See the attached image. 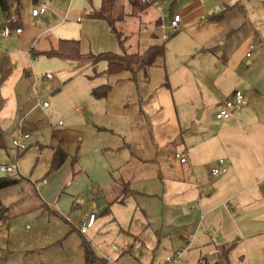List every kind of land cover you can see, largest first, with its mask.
Masks as SVG:
<instances>
[{
	"label": "crops",
	"instance_id": "obj_1",
	"mask_svg": "<svg viewBox=\"0 0 264 264\" xmlns=\"http://www.w3.org/2000/svg\"><path fill=\"white\" fill-rule=\"evenodd\" d=\"M156 1L162 6L161 11L149 2L121 0L125 6L126 16L121 15L113 19V22L115 25L117 21L132 19L137 25L138 29L135 31L137 39L132 44L136 50L130 53L142 52L150 44H163L165 52L166 39L169 36L164 40L161 38L166 30H162L160 25H167L173 14H180V29L170 36L182 33L178 37L179 40L174 42L180 43L184 52L177 55L173 68L168 72L166 66L158 63V60L146 70V73L139 75V71L135 80L131 78L129 71L107 74L111 76V84H107L110 85V91L103 98H94L91 89V96L101 102L104 108L109 107L108 110L105 109L106 113L110 112L114 116H121L115 112L122 106L118 99L127 93L123 97L126 102L130 97V89L136 91L142 102L141 112H146L153 124V135L158 147L163 146L165 149L169 144L172 145L170 150L172 153L165 154L163 161L161 160L165 175H168V187L163 174L159 173L158 176L164 187L163 193L179 194L174 206L176 213L170 212L165 215V226L168 230L165 236L169 238L167 245L171 249L168 254L164 252L157 256L154 254L153 260L158 259L157 264H165L168 256L185 248L190 241L178 264L209 262L221 264L219 254L222 252H226V264H264V0ZM39 2L46 3V11L37 16L31 15V9L38 6ZM103 3L104 0H8L7 14L0 7V28L5 18L10 15L16 16L18 20L11 28L17 26L22 28L20 33L12 30L8 37L0 36V148H5L3 132L12 126L14 118L13 114L10 115L8 110L4 109L8 99L12 100L13 106L18 107L22 93L25 92L23 86L30 85L35 93L38 84H41V88L43 86L53 90L52 81L55 75L52 73L53 78L46 80L42 75L48 72H35L40 62L44 61L41 70L58 69L60 79H56L61 84L69 77L68 75L75 72V67L81 64L74 59L49 57L43 53L55 49L61 40L82 38V26L91 20L102 23L105 29L111 32L106 20L88 16L90 13L100 11ZM142 26L147 27L146 33H139ZM141 36L147 38L141 40ZM250 44L253 47L250 55L246 56ZM140 47L143 50H139ZM104 70L98 74L105 75ZM188 84L190 87L196 86V92L198 86L203 88L204 91L200 92L201 98L203 94H207L205 96L207 101H199L195 105L196 108L203 106L196 118L203 117L206 107L214 109V116L209 119L207 115L205 122L197 126L195 131L185 133L187 130L183 132L182 127L186 128L187 119L185 114L184 117L183 114L179 116L171 88L174 87L181 94ZM56 88L58 91L59 87ZM236 89L243 91L244 103L231 117L217 119L215 113L221 102L231 97ZM111 97L117 104L109 102ZM44 102L46 101H42V104ZM42 104L36 102L32 105L30 101L25 102L22 109H19L24 119H20L15 125L18 127L17 130L15 126L13 127L12 138L19 131L29 133L25 142L30 147L19 152L11 143L17 157L15 156V161L7 160L5 163L17 162V171L8 176L15 177L18 181L10 186L26 181L35 193L37 192V197L30 198L25 194L15 200L16 203L30 205L18 208L16 222L12 225L16 231L15 236L19 238L17 247L19 253L16 249L8 250L11 226L6 223L11 222L9 220L11 217L8 214V206L0 199V204L5 208L0 217V259L4 260V264H70L57 260L56 254L50 255L52 258L46 261L33 257V254L54 249L76 231L81 237L79 241L81 264H86L87 249L92 253V257L105 264L116 263L118 257L125 251L120 243L109 240V248L105 250L103 244L106 242L103 241L102 251L98 255L90 249L91 244L85 238L89 229L93 228L99 219L94 209H90L74 222L70 217L73 208L67 209L66 205H60V197L57 203L51 201L54 197L53 191L57 192V188L54 187L49 192L40 191L39 187L47 184L46 178L32 181L29 178L24 179L20 174L18 158L21 155L33 149L37 157L43 156L44 146L39 137H33L30 132L32 127L33 129L40 127V121L37 120L34 126L32 120H26L37 106L41 110L49 107L48 104L46 106ZM120 116L115 118L118 122H123L124 118ZM4 122L8 123L7 127L3 125L6 124ZM100 129L114 132L105 127ZM124 143L123 141L122 144ZM33 146H37L41 154ZM49 147L50 161L47 173L54 171L50 170V166L55 149H61L66 155L63 163L55 170L57 172L69 157L62 143L59 145L53 143ZM175 152H185L186 161L180 162L174 156ZM220 158L224 160L227 171L213 176L210 170L218 166L217 161ZM105 182L104 179L99 184L102 187L93 184L90 196H96L94 191L97 190L98 196H102L108 205L123 203L129 195L136 193L126 180L117 183L119 189L116 195L115 191L108 193ZM23 188H20L21 192H25ZM90 203L95 207L94 201ZM188 203L190 207L186 209ZM66 212L68 216L64 217ZM90 213L95 215L93 225L81 233L79 226ZM50 217L59 218L60 224ZM192 217L196 221L193 223L189 221L186 226L184 219ZM114 220L112 218V221ZM54 225L57 227L64 225L66 228L56 231L57 227ZM199 226L205 230L199 229ZM156 234L162 236L159 232ZM27 235L33 238L32 247L21 245L26 241ZM116 236L119 237L118 234ZM41 237L43 240L40 243ZM128 252L130 255V251ZM210 252L214 253L210 256ZM130 257L133 258V255L129 256V262ZM153 260H144L143 263L153 264Z\"/></svg>",
	"mask_w": 264,
	"mask_h": 264
},
{
	"label": "rangeland",
	"instance_id": "obj_2",
	"mask_svg": "<svg viewBox=\"0 0 264 264\" xmlns=\"http://www.w3.org/2000/svg\"><path fill=\"white\" fill-rule=\"evenodd\" d=\"M103 4L104 14L114 19L121 17V15L126 16L125 6L121 0H104ZM122 21H117L115 25L125 35L124 49L120 48L115 36L109 29L106 30L102 23L91 20L82 26V38L74 39L80 42V52L82 54H98L109 51L119 53L123 50L127 52L136 50L133 49L134 45L132 44L137 39L135 31L138 27L132 19ZM180 34L182 33L179 32L173 36L169 35L166 39L167 48H165L164 58L159 59L158 62L162 63V65L164 64L168 72L176 63L177 55L184 52V48L180 43L174 42L179 40ZM142 38L147 37L141 36V40ZM141 47L139 50H143ZM43 62H40V66L37 67L35 72L53 73L55 75V79L52 81L54 84H51L53 90H50L49 87L45 88L42 86L41 88V84H38L35 88V93L30 85L28 87L22 85L25 92L22 93L20 105L15 107L12 105V100L8 99L4 109L6 108L10 115L13 114L14 118L12 126L4 129L5 131L3 132L5 148H0V163H5L7 160H16L17 156L11 146V138L14 134L12 132L13 127L23 118L19 109H22L24 103L28 101L32 105L36 102L41 105L42 101H46L49 107L41 110L37 106L31 116L28 119L26 118V120H32L34 126H36L37 120L40 121V127L38 126L36 129L32 127L30 132H32L33 137L38 136L39 141L44 146L43 156L37 157L33 149L21 155L18 158L21 176L32 181H40L46 178L47 184L39 187L40 191L46 190L49 192L52 191V188H57V192L53 191L54 197L52 196L51 201L57 203L60 197V205H66L65 208L67 209L73 208L74 211L70 214V217L74 222H77L78 217L88 213L90 209H94L99 219L96 225L89 229L85 237L91 244L89 245L90 249L99 255L100 251H102L103 241L106 242L103 246L107 250L109 248L108 241L115 240L125 250L118 257L116 263L110 262V264H144V260H153L154 254L156 256L160 252L168 254L171 248L167 245V243L169 244V238L165 236L168 231L165 226V215L170 212L176 213L174 206L179 194L163 193L164 187L158 176L159 173L163 174L164 182L168 187V175H165L162 159L165 154L169 155L172 153L170 152L172 145L169 144L165 149L162 148L163 146L158 147V142L153 135V124L147 113L141 112L142 102L136 91L130 89V97L126 102H124L123 97L127 93L118 99L122 106L115 112L121 114V116H116L124 118L123 122H118L114 114L106 113L105 109L108 110L109 107L104 108L101 102L91 96L92 87L101 84H111L110 75L98 74V72L106 68L104 61L98 62L95 68L91 66L89 61H82L81 64L75 67L76 70L73 74L68 75V78L66 76V79L63 78L65 79L63 84L57 80L58 78L60 79L58 69L41 70ZM162 72L164 71L162 70ZM140 73L143 74L144 71H140L139 75ZM56 87H59L58 91ZM197 89L196 92V86L190 87L188 84L180 94V91H177L174 87L171 88L179 116L183 114L184 117L185 114V119H187L185 120V123H187L186 128L182 127L183 132H185V129L187 130L185 133H189L191 130L195 131L197 126H201L205 122L207 115L209 119L214 116V109L210 110L206 107L203 117L196 118L198 111L203 106L200 105L196 108L195 105L199 101H207L205 97L207 94H203L202 98L200 95V92L204 91L203 88L198 86ZM109 102L117 104V101L112 99V97ZM7 122L3 124L5 127H7ZM102 127L112 129L114 132L101 130L100 128ZM17 129L18 127L16 128L15 126V130ZM20 129L23 130V128ZM123 141L125 142L124 144H122ZM53 143L54 145L62 143L69 158L57 172L54 170L52 173H47L50 161L49 145ZM116 149L119 150L116 151ZM6 175L9 174L0 172V177ZM113 177L116 180H113ZM104 179L105 183H107L106 191L108 193L115 191L114 195H116L119 189L117 183L121 180L128 181L130 187L135 189L136 193L129 195L123 203L108 205L102 196H98L97 190L94 191L96 196H90L93 184L99 185ZM99 186L102 187V185ZM22 187H24L25 192H21ZM100 191L102 192L103 190ZM36 193L26 181L0 191L1 202L8 206V214L11 217L9 219L11 222L6 223V225L9 224L11 226L8 250L16 249L19 253V249H17L19 238L15 236L16 231L12 228V225L16 222L18 208L30 206L22 202L16 203L15 200L25 194L30 198H36ZM91 201L96 203L95 207L91 206ZM189 207V203L186 204L185 208L188 209ZM106 209L108 212L105 213ZM44 214L46 222L47 212ZM64 215V217L68 216V212ZM50 218L60 224L59 218ZM112 218L115 220L112 221ZM73 221L71 223H74ZM189 221L193 223L196 219L194 217L185 218L184 224L187 226ZM54 226L57 227V225ZM60 228L62 230L66 226L61 225L55 230L57 231ZM124 231L127 232L125 233ZM73 232L54 249L33 254V257L46 261L52 258L50 255L56 254L58 256L57 260L70 264H81L79 261L81 254L79 241H81V237L76 231ZM158 232L162 236L157 235L156 233ZM52 233H55V231H52ZM117 234L119 237L116 236ZM25 239L26 241L21 243V245L23 247H32L33 243L31 240L33 238L27 235ZM42 240V237L39 238L40 243ZM128 251H130V255ZM131 255H133V258L130 257L129 262L128 258ZM135 258L139 261L135 260ZM153 261V264L159 262L158 259ZM0 264H4V260L0 259ZM207 264H210V262Z\"/></svg>",
	"mask_w": 264,
	"mask_h": 264
},
{
	"label": "trees",
	"instance_id": "obj_3",
	"mask_svg": "<svg viewBox=\"0 0 264 264\" xmlns=\"http://www.w3.org/2000/svg\"><path fill=\"white\" fill-rule=\"evenodd\" d=\"M19 1V0H17ZM36 1V0H33ZM136 1V0H135ZM140 1V0H139ZM0 7L7 14L9 10L8 0H0ZM5 14V15H6ZM218 15L221 16V13ZM88 16L93 18H102L106 20L111 28V32L115 35L116 40L120 48H124L123 44L125 41V36L123 33L117 29L114 25V18L109 15L104 14V4L102 9L98 12L90 13ZM217 17V16H216ZM215 18V16H213ZM219 19V17L215 18ZM113 22V23H112ZM79 40L74 39H64L61 40L55 49L44 52L43 54L49 57L56 56L65 59H74L81 63L84 60H89L91 66L95 68V65L100 61L106 62V69L104 72L106 74H116L122 71H129L131 73V78L136 79L137 73L139 71H146L147 68L154 65L159 59H163L164 45L163 44H150L142 52H103L98 54L86 53L82 54L80 52ZM147 78V76H145ZM110 91V85L103 84L101 86L92 88V95L94 98H103L107 96ZM1 143V135H0ZM1 146V144H0ZM66 155L61 149H55L51 160L50 170H56L65 160ZM17 178L12 176L0 177V189L13 185L17 182ZM5 212V208L0 204V217ZM88 250V249H87ZM85 252L86 264H105L99 259L92 257V253L88 250ZM221 264H226V252L219 254Z\"/></svg>",
	"mask_w": 264,
	"mask_h": 264
},
{
	"label": "built area",
	"instance_id": "obj_4",
	"mask_svg": "<svg viewBox=\"0 0 264 264\" xmlns=\"http://www.w3.org/2000/svg\"><path fill=\"white\" fill-rule=\"evenodd\" d=\"M142 2H149L152 5H154L158 11L162 10V6L160 5L159 2L156 0H141ZM47 5L44 2H39L38 6L34 7L31 9V15L37 16L39 14H42L46 11ZM17 17L10 15L2 23V26L0 28V36L2 37H8L12 30L15 33H20L22 28L20 26H17L15 28H11L12 24L17 23ZM180 21H181V16L178 13L173 14V16L170 18L169 23L166 24H161L160 28L162 30H166L161 35V38L164 40L166 39L170 34H173L177 32L180 29ZM147 27L142 26V28L139 30V33H146L147 32ZM253 45H249V50L246 52V56L250 55V51L252 49ZM42 78L46 80H50L53 78V75L51 73H45L42 75ZM244 93L240 89H236L232 96L229 98L224 99L218 110L215 113V117L217 119H227L231 117L238 108L244 103ZM43 106H46L47 103L44 102L42 104ZM29 137L28 132H23L19 131L15 134V136L11 139L12 146L17 150V151H25L28 149L30 146L25 142V139ZM33 148L38 149L39 154H41V151L37 146H33ZM174 156L180 161V162H185L186 161V153L185 152H175ZM218 166L211 168L210 172L213 176L219 175L221 173H224L227 171V166L224 162L223 159H218L217 161ZM18 169L17 162L14 163H0V172L6 173V174H11L13 172H16ZM45 182V180H43ZM94 213H90L88 217L84 220V222L79 226V231L81 233H84L89 227L93 225L94 222ZM199 229L205 230L203 227L199 226ZM189 244L187 243L186 247L176 251L174 254L168 256L166 258L165 264H178L180 258L182 257L184 251L187 249ZM216 252V251H215ZM214 252H210L209 255L211 256Z\"/></svg>",
	"mask_w": 264,
	"mask_h": 264
},
{
	"label": "water",
	"instance_id": "obj_5",
	"mask_svg": "<svg viewBox=\"0 0 264 264\" xmlns=\"http://www.w3.org/2000/svg\"><path fill=\"white\" fill-rule=\"evenodd\" d=\"M199 114H200V111H198V114L197 115L199 116Z\"/></svg>",
	"mask_w": 264,
	"mask_h": 264
}]
</instances>
